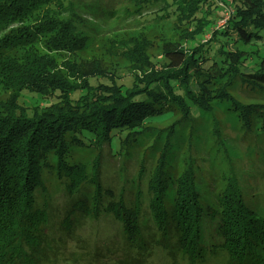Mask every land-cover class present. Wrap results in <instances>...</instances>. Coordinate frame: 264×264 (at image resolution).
Wrapping results in <instances>:
<instances>
[{
	"label": "trees",
	"instance_id": "obj_1",
	"mask_svg": "<svg viewBox=\"0 0 264 264\" xmlns=\"http://www.w3.org/2000/svg\"><path fill=\"white\" fill-rule=\"evenodd\" d=\"M99 3L0 0V264H47L70 241H83L76 232L89 230V220L105 215L122 223L121 242L107 253L127 254L128 264H155L157 249L170 264H264V188H245L233 166L210 203L191 165L176 183L168 177L165 154L145 184L150 198L141 179L131 193L99 179L103 148L127 157L138 135L180 121L177 115L184 121L222 107L228 124L264 135V105L244 104L229 92L235 81L264 92V0H133L139 18L171 23L183 43L166 41L160 56H152L143 34L119 40L115 51L131 63L125 78L51 55L87 49L89 25L78 24L85 19L80 8H91L94 17L85 19L91 26L117 19ZM215 126L218 132V120ZM74 148L98 151L91 178ZM44 170L63 183V207L38 204L37 192L47 193ZM87 182L94 183L90 199ZM77 250L96 261L105 257L101 250Z\"/></svg>",
	"mask_w": 264,
	"mask_h": 264
},
{
	"label": "rangeland",
	"instance_id": "obj_2",
	"mask_svg": "<svg viewBox=\"0 0 264 264\" xmlns=\"http://www.w3.org/2000/svg\"><path fill=\"white\" fill-rule=\"evenodd\" d=\"M90 1H99V4H103V8L112 9L113 19H117L108 22L107 26H91L92 22L85 20L90 16L94 17L91 8L87 7L84 11L80 8L81 14L79 15L85 19L79 20L78 24L89 25L84 28L85 36L88 38L87 49L76 55H71L68 52L52 53L51 55H54L59 61L66 60L76 64L74 66H78L77 63L81 62L86 64L92 72H104L108 76H112L118 71L130 70L131 67V63L119 56L113 47L119 40L143 34L152 44V49L149 52V55L152 56H160L166 41L183 43L180 40L183 33L171 23L158 22L155 24L149 21L150 15L139 18L134 10L136 6L133 0H76V5L88 4L89 6ZM223 24L221 22L219 25ZM260 49L264 50V46H260ZM42 52L49 53L46 50ZM126 70L120 74L118 72L117 76L125 78L122 74L127 75ZM64 71L67 75L76 74L72 70ZM69 78L72 82L76 81V77L69 75ZM101 80L103 81V79ZM229 92L234 99L244 104L264 105V92H254L242 87L236 81ZM215 107L217 108L216 104ZM225 108L233 109L231 103ZM221 110H223L222 107L216 109L215 115L204 111L197 118H186L184 121L180 115H177L175 121H180L176 123L170 121L154 125L145 130L143 134L138 135V138L131 143L127 157L113 156L108 147L103 148L104 156L99 171L101 185L103 187L110 185L116 188H127V191L131 193L137 189L136 183L141 179L143 196L150 198L145 184L152 179L155 167L160 164L159 161L165 154V160L169 166L166 171L169 174L168 177L173 178L174 183L190 165L193 167L205 203L214 201L215 193L219 189L216 187L218 181L224 171L232 166L238 180L244 184L245 188H264V135L256 137L246 133L238 124H228L227 121L231 119L227 118V114H221ZM216 120L221 125L218 132L215 129L217 128ZM217 134L221 135L222 139H218ZM225 135L230 136V139H227ZM224 143H229L227 151L224 148ZM118 149L120 148L118 147ZM114 152L119 154L118 151ZM72 153L78 162L86 165L88 176L91 178L98 151L74 148ZM229 158H232L233 161L228 163ZM51 162L55 163V160ZM142 167L143 174L139 178ZM42 179L47 193L42 195L41 190L37 192L38 204L42 205L48 201L55 208L63 207L65 204L63 183L55 173H49L47 170L42 172ZM92 188H94V183L87 182L83 190L88 194L89 199L93 193ZM173 194L174 190H170L166 196L172 197ZM126 198L129 203L128 194ZM105 217L89 220L87 225L89 230L81 229L76 232L83 238V241L79 243L70 241L62 253L53 259L50 256V262L47 264H128L130 259L127 258V254L117 252L114 255H109L107 253V248L115 249L121 242L119 230L122 223L117 225L111 219L109 220L107 215ZM80 246L92 251L101 250L105 257L101 261L85 257L82 251L77 250ZM156 255L155 264H170L169 258L161 249H157Z\"/></svg>",
	"mask_w": 264,
	"mask_h": 264
},
{
	"label": "built area",
	"instance_id": "obj_3",
	"mask_svg": "<svg viewBox=\"0 0 264 264\" xmlns=\"http://www.w3.org/2000/svg\"><path fill=\"white\" fill-rule=\"evenodd\" d=\"M228 18H229V17L227 16L226 19L222 21V23L225 24V22H226V20H227ZM224 24H223V25H224ZM223 25H222V26H223ZM219 26H220V25H219Z\"/></svg>",
	"mask_w": 264,
	"mask_h": 264
}]
</instances>
